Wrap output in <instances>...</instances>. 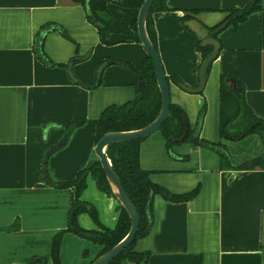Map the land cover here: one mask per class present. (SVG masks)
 I'll use <instances>...</instances> for the list:
<instances>
[{
	"label": "crops",
	"instance_id": "obj_1",
	"mask_svg": "<svg viewBox=\"0 0 264 264\" xmlns=\"http://www.w3.org/2000/svg\"><path fill=\"white\" fill-rule=\"evenodd\" d=\"M252 1L166 0L170 11L152 15L166 76L197 88L203 56L189 22L213 28L226 20L228 10ZM261 7L237 27L228 25L219 32L220 54L202 93L190 94L170 83L171 102L186 112L192 128L207 106L200 137L227 145L238 163L262 156L264 139L246 137L256 144L249 155L237 147L245 138H222V75L241 84L246 103L264 121V0ZM108 9L128 28L139 12L112 2ZM48 25L62 26L69 36L56 30L45 34L42 50L51 64L40 58L36 47ZM148 56L142 43L100 32L74 0H0V264H53L54 237L70 223L72 190L56 189L47 180H73L98 159L101 114L140 94V76L117 61L140 66ZM76 120L85 123L68 133ZM173 150L177 157L169 153L159 131L152 134L141 143L142 168L173 194L199 192L181 203L155 196L151 233L136 243V250L151 252L149 264H192L196 256H202V264H264V169H228L216 151L194 144L175 145ZM83 200L97 208L102 226H116L120 203L91 178ZM78 223L87 230L99 229L88 214L80 215ZM101 250L89 239L66 233L62 264H90ZM42 258L48 261L42 263Z\"/></svg>",
	"mask_w": 264,
	"mask_h": 264
},
{
	"label": "trees",
	"instance_id": "obj_2",
	"mask_svg": "<svg viewBox=\"0 0 264 264\" xmlns=\"http://www.w3.org/2000/svg\"><path fill=\"white\" fill-rule=\"evenodd\" d=\"M144 1L145 0H74V2L85 7L88 20L94 24L100 32L124 34L127 37L128 42L140 43L141 41L137 27L138 14L131 27L128 28L114 18L108 9V3L112 2L119 6L133 8L139 11ZM261 1L262 0H253L243 8L228 10L226 20L208 30L214 32L227 21L230 22L229 26L237 27L240 23L245 22L252 13L261 10ZM158 11H170V8L166 4V0L155 1L147 20V31L157 51L158 43L156 32L153 27L152 15ZM50 30L59 31L63 36L69 38L66 30L60 25H48L42 29L36 47L40 58L47 64L51 63L46 59L45 54L43 53L42 43L45 34ZM218 35L219 33L215 34L214 37L218 39ZM196 45L198 50L202 53L203 61L213 51L212 46L203 47L202 41L197 36ZM117 62L132 69L138 76H142V79L146 83V88L143 93L138 94L136 99L123 105H111L104 110L97 125L96 143H98L105 134L110 132H130L145 128L156 120L161 110L162 97L157 84V77L151 56H148V59L140 66H134L122 61ZM106 66V63H104L99 68V78ZM210 70L211 67L208 70V75ZM226 78H228V76L222 75L220 91L222 138L239 141L249 136L260 135L264 139V121L259 119L246 103L243 95V87L239 83L238 92L231 90L225 84ZM167 80L169 84H182L181 80L177 77H167ZM78 83L83 84L80 81ZM94 86L97 87L98 84H95ZM206 111L207 106L204 105L200 111L196 127L192 128L186 112L179 106L171 103L170 117L159 129V132L166 140L169 153L173 157H177L173 150L175 145L183 143L194 144L216 151L221 156L222 166L228 169H264V154L252 160L238 163L232 158L227 145L221 142L213 143L202 139L200 137V131L206 116ZM84 123L85 120L74 121L68 127V133L81 127ZM232 129H236L237 132L230 133V130ZM145 139L146 138L116 143L110 145L106 150L115 172L120 177L127 194L136 206L140 216V226L135 241L109 264H149L151 252L137 251L136 243L151 233L154 218L153 202L155 196L159 195L166 201L172 203H181L191 201L199 192V188H196L192 192L178 195L173 194L165 187L154 183L150 178L151 173L144 170L140 163L141 143ZM184 159L187 158L184 157ZM89 178L95 181L97 188L101 192L115 197L99 159L81 170L73 180L64 182H55L49 178L47 180L48 184L56 189L72 190L70 223L66 230H63L54 237L51 255L53 264H62L61 246L66 233H75L100 246L102 248L98 256L100 257L119 244L128 235L131 229V219L121 204L116 226L114 228L102 226L97 208L93 204L83 200V195L88 189ZM82 214H88L99 229L87 230L82 228L78 223V218ZM84 257L88 258L87 250L84 251ZM34 261L35 260L33 259L32 262ZM41 261L42 263H46L48 259L42 258ZM93 262L94 261L90 264H93ZM192 264H202V256H196Z\"/></svg>",
	"mask_w": 264,
	"mask_h": 264
},
{
	"label": "water",
	"instance_id": "obj_3",
	"mask_svg": "<svg viewBox=\"0 0 264 264\" xmlns=\"http://www.w3.org/2000/svg\"><path fill=\"white\" fill-rule=\"evenodd\" d=\"M156 0H145L142 4L141 8L138 12L137 19V27L139 38L148 52L149 56H151L155 68V73L157 77V84L162 97V106L160 113L156 120L142 128L140 130L130 131V132H110L105 134L97 143L95 154L98 157L102 168L105 171L107 180L111 186L112 192L114 193L118 202L122 205V207L127 211L130 219H131V229L128 235L115 247L106 252L105 254L98 257L93 264H109L116 257L121 255L136 239L139 226H140V216L138 210L129 195L127 194L122 181L118 174L115 172L112 162L107 155V148L110 145L122 142H128L133 140H140L151 136L152 134L159 131L161 126L169 119L170 117V107H171V90L170 84L168 83L167 76L165 74V70L160 58L159 52L154 47L148 31H147V20L150 14V11L154 5ZM229 21L225 22L222 26L216 29L214 32H210L207 28H205L199 21L193 20L189 22L188 26L190 29L196 34V36L202 41V46H212V53L203 61L200 71H199V86L197 88H190L184 84L179 85L181 89L190 94H200L204 91L208 78V70L212 66V64L218 59L221 44L218 39L214 36L222 31L229 25ZM78 60L72 62V64L76 63ZM225 84L231 90L238 92L239 84L237 81L232 78H226ZM146 88V83L140 76L139 82V90L140 93H143ZM49 158V154L46 156V161L44 163V167H47V161Z\"/></svg>",
	"mask_w": 264,
	"mask_h": 264
},
{
	"label": "rangeland",
	"instance_id": "obj_4",
	"mask_svg": "<svg viewBox=\"0 0 264 264\" xmlns=\"http://www.w3.org/2000/svg\"><path fill=\"white\" fill-rule=\"evenodd\" d=\"M255 146H256V144L253 143L252 138H248V139L245 138V140L242 143H239L237 145V147L240 149V151L248 152L249 155H254Z\"/></svg>",
	"mask_w": 264,
	"mask_h": 264
}]
</instances>
